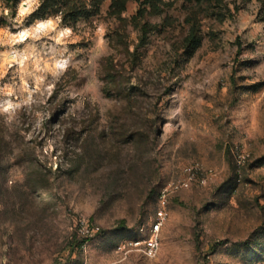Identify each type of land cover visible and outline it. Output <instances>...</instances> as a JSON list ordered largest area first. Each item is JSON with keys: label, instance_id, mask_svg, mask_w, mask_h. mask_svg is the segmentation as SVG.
Wrapping results in <instances>:
<instances>
[{"label": "rangeland", "instance_id": "rangeland-1", "mask_svg": "<svg viewBox=\"0 0 264 264\" xmlns=\"http://www.w3.org/2000/svg\"><path fill=\"white\" fill-rule=\"evenodd\" d=\"M0 264H264V0H0Z\"/></svg>", "mask_w": 264, "mask_h": 264}, {"label": "built area", "instance_id": "built-area-1", "mask_svg": "<svg viewBox=\"0 0 264 264\" xmlns=\"http://www.w3.org/2000/svg\"><path fill=\"white\" fill-rule=\"evenodd\" d=\"M235 163L241 165V155H235ZM216 175L211 167H204L195 161L184 165L179 175L167 181L157 192L155 210L140 227V233L132 238L122 240L117 248L124 253L137 252L146 258L158 255L161 246V232L169 218V200L176 193L188 189L193 185H203L207 180ZM99 232V226L79 221L77 233L85 238L81 246H85L89 237Z\"/></svg>", "mask_w": 264, "mask_h": 264}, {"label": "trees", "instance_id": "trees-1", "mask_svg": "<svg viewBox=\"0 0 264 264\" xmlns=\"http://www.w3.org/2000/svg\"><path fill=\"white\" fill-rule=\"evenodd\" d=\"M7 4L14 7L16 5L17 0H6ZM41 11V5L35 10L33 15H36L37 12ZM38 17V16H37ZM36 18V17H35Z\"/></svg>", "mask_w": 264, "mask_h": 264}, {"label": "bare ground", "instance_id": "bare-ground-1", "mask_svg": "<svg viewBox=\"0 0 264 264\" xmlns=\"http://www.w3.org/2000/svg\"><path fill=\"white\" fill-rule=\"evenodd\" d=\"M25 9H26V7H22V6H21V8H20L21 11H23V10H25ZM39 25H43L42 21L39 22Z\"/></svg>", "mask_w": 264, "mask_h": 264}]
</instances>
